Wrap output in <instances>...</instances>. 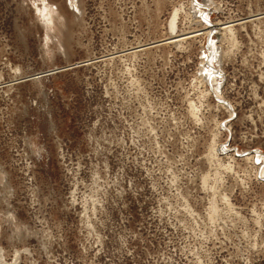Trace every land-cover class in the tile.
I'll use <instances>...</instances> for the list:
<instances>
[{
  "label": "rangeland",
  "instance_id": "1",
  "mask_svg": "<svg viewBox=\"0 0 264 264\" xmlns=\"http://www.w3.org/2000/svg\"><path fill=\"white\" fill-rule=\"evenodd\" d=\"M0 264H264V0H0Z\"/></svg>",
  "mask_w": 264,
  "mask_h": 264
},
{
  "label": "bare ground",
  "instance_id": "2",
  "mask_svg": "<svg viewBox=\"0 0 264 264\" xmlns=\"http://www.w3.org/2000/svg\"><path fill=\"white\" fill-rule=\"evenodd\" d=\"M43 4V3H42ZM41 10V11H40ZM39 11L42 13L43 17L46 19V21H48L50 24L53 21V14H54V9L52 6H49L47 4L42 5V7L39 9ZM45 21V20H44ZM51 21V22H50ZM51 26V25H49ZM48 28V27H47ZM208 69V68H207ZM209 72V71H208ZM211 72V71H210ZM213 74V73H212ZM208 75V74H207ZM210 75V74H209ZM210 156H214L213 158H215V152L211 153ZM217 157V156H216ZM211 158V157H210ZM214 160V159H213ZM211 159V161H213Z\"/></svg>",
  "mask_w": 264,
  "mask_h": 264
}]
</instances>
